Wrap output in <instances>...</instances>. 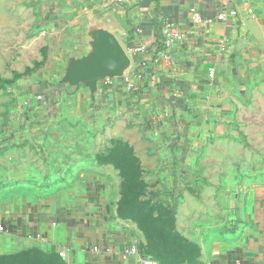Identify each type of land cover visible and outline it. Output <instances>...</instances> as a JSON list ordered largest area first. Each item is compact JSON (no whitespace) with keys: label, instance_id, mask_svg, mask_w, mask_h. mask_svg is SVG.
<instances>
[{"label":"rangeland","instance_id":"1","mask_svg":"<svg viewBox=\"0 0 264 264\" xmlns=\"http://www.w3.org/2000/svg\"><path fill=\"white\" fill-rule=\"evenodd\" d=\"M51 8L50 0H0V264H79L55 243L52 227L41 233L22 220L67 203H91L130 225L141 254L163 263L207 264L202 249L208 240L236 238V215L225 208L239 205L245 212V201L264 187L258 178L264 175V112L243 116L231 137L186 151L184 162L179 149L152 146L136 121L68 112L33 117L29 109L40 103L24 92L40 82L29 80L66 74L53 76L43 60ZM59 103L55 96L44 106L57 114ZM70 106L86 105L69 98ZM76 144L86 162L78 179H65L59 171ZM14 219L22 222L8 227Z\"/></svg>","mask_w":264,"mask_h":264},{"label":"crops","instance_id":"2","mask_svg":"<svg viewBox=\"0 0 264 264\" xmlns=\"http://www.w3.org/2000/svg\"><path fill=\"white\" fill-rule=\"evenodd\" d=\"M50 2L53 11L47 13L48 27L43 31L50 39L43 60L53 76L66 74L59 80L44 76L29 82H40L43 93L47 84L64 83L66 88L56 93L61 105L57 114L44 106V96L25 90L28 99L40 103L29 109L33 117H63L68 112L73 116L102 115L111 122L136 121L153 141L152 146L179 149L178 161L184 162L186 151L206 146L213 138L231 137L243 116L264 112V0ZM192 7H197L203 18H215L221 11L227 18L214 19L205 26L192 18ZM167 20L176 22L180 33L170 45L165 43ZM97 31L117 39L127 62L121 73L100 77L93 87L85 79L73 83L68 77L70 67L95 51L93 33ZM211 67L216 68L212 77ZM69 98L79 103L83 100L86 106L67 110ZM82 161L85 164L76 144L65 161L68 167L60 174L78 179ZM245 202V212L239 205L225 208L226 213L236 215V238L230 242L225 237L223 241L208 240L202 249L207 264L264 262V187ZM96 207L67 203L49 214L22 220L41 233L52 227L55 243L73 252L79 264H128L122 251L134 241L133 228L121 226ZM22 220L14 219L8 227Z\"/></svg>","mask_w":264,"mask_h":264},{"label":"water","instance_id":"3","mask_svg":"<svg viewBox=\"0 0 264 264\" xmlns=\"http://www.w3.org/2000/svg\"><path fill=\"white\" fill-rule=\"evenodd\" d=\"M93 37L95 51L70 67L68 77L73 83L85 79L93 87L98 78L121 73L127 62L126 52L115 37L103 31L93 33Z\"/></svg>","mask_w":264,"mask_h":264},{"label":"built area","instance_id":"4","mask_svg":"<svg viewBox=\"0 0 264 264\" xmlns=\"http://www.w3.org/2000/svg\"><path fill=\"white\" fill-rule=\"evenodd\" d=\"M192 18L197 21L201 22L205 26H208L214 19H226L227 13L225 11L219 12L215 18H203L199 9L197 7L191 8ZM165 34L166 40L165 43L167 45L172 44L175 40L180 38L179 29L176 25V22L167 20L165 22ZM140 49H144V46L139 47ZM216 71L215 67L210 68L209 75L212 77L214 76ZM56 223V222H54ZM0 230H5V225H0ZM122 257L128 264H163L159 259L152 255L141 254L139 245L136 241H133L128 246H126L122 251ZM168 264H175V263H168ZM261 264H264L262 262Z\"/></svg>","mask_w":264,"mask_h":264},{"label":"trees","instance_id":"5","mask_svg":"<svg viewBox=\"0 0 264 264\" xmlns=\"http://www.w3.org/2000/svg\"><path fill=\"white\" fill-rule=\"evenodd\" d=\"M164 45L165 44H162L161 48H163ZM44 88H46L45 93L41 92V87H39V86L37 88L34 87L33 89H31L29 91L32 93H36L38 96H44L45 101L49 100L51 102H54L55 96H57L56 95L57 91L61 90L62 88H66V87H65V84L63 83V85L60 84L59 86H53V85L47 84V85H44ZM170 263H172V262H170ZM163 264H168V263H163Z\"/></svg>","mask_w":264,"mask_h":264}]
</instances>
